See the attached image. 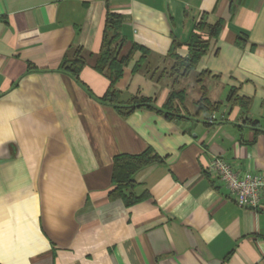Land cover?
Listing matches in <instances>:
<instances>
[{
  "label": "crops",
  "instance_id": "obj_1",
  "mask_svg": "<svg viewBox=\"0 0 264 264\" xmlns=\"http://www.w3.org/2000/svg\"><path fill=\"white\" fill-rule=\"evenodd\" d=\"M107 11L124 17L120 56L149 52L123 68L119 112L94 69ZM201 19L222 28L175 80L170 46ZM75 48L78 81L58 70ZM134 98L152 108L123 115ZM148 149L162 162L133 177L148 199L110 198L113 158ZM214 157L264 174V0H0V264H264V201L238 207Z\"/></svg>",
  "mask_w": 264,
  "mask_h": 264
},
{
  "label": "trees",
  "instance_id": "obj_2",
  "mask_svg": "<svg viewBox=\"0 0 264 264\" xmlns=\"http://www.w3.org/2000/svg\"><path fill=\"white\" fill-rule=\"evenodd\" d=\"M103 23L104 29L103 35H101L102 41L94 69L98 73L105 75L110 82L108 90L104 96L100 98V101L116 106V109L119 112V106L121 103L119 102V92L115 89L116 82L121 78L123 68L127 67L129 61L132 60L134 54L137 52L140 53V58L135 63L132 72L143 70L144 66L147 65L149 52L148 50L141 48V46L132 44L127 53L120 56L121 50L127 42L121 34L124 17L107 11ZM221 28L222 23L220 21L216 22L214 25H209L201 19L196 24L193 33H191L187 41L180 43L174 39L166 56V59L170 60L172 63L169 69L170 76L176 80L177 78L188 77L195 73L200 58L204 56L208 50L209 41L218 36ZM182 47H185L188 52L187 56L183 59L177 54V50ZM85 65L86 60L82 49L75 48L63 57L58 70L78 81L79 74ZM203 75L204 74H200L198 76ZM233 93L234 91H230L228 97H226L228 103L242 107L247 106L248 101L234 96ZM174 97L176 96L172 95L170 100ZM151 105L152 101L150 99L134 98L131 100V105L121 107L126 111L122 114L128 115L137 107L145 106L147 108H152ZM197 105L200 108H214L218 106V104H211L208 102L205 97L200 98ZM166 118L170 120L173 117L170 114H166ZM161 162L162 159L149 149L139 155H120L114 157L111 178V183L114 184V189L109 197L112 199H121L126 206H131L148 199L146 193L140 196L134 195L133 191L136 188V184L133 177L141 169Z\"/></svg>",
  "mask_w": 264,
  "mask_h": 264
},
{
  "label": "built area",
  "instance_id": "obj_3",
  "mask_svg": "<svg viewBox=\"0 0 264 264\" xmlns=\"http://www.w3.org/2000/svg\"><path fill=\"white\" fill-rule=\"evenodd\" d=\"M208 172L228 189L238 207L253 210L264 201V174L241 175L220 157L211 160Z\"/></svg>",
  "mask_w": 264,
  "mask_h": 264
},
{
  "label": "rangeland",
  "instance_id": "obj_4",
  "mask_svg": "<svg viewBox=\"0 0 264 264\" xmlns=\"http://www.w3.org/2000/svg\"><path fill=\"white\" fill-rule=\"evenodd\" d=\"M191 79H193V78H191ZM190 109H192V110H194V111H195V107H194V106H192V105H190Z\"/></svg>",
  "mask_w": 264,
  "mask_h": 264
}]
</instances>
